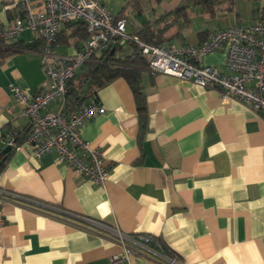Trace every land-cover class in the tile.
<instances>
[{"label": "crops", "instance_id": "crops-1", "mask_svg": "<svg viewBox=\"0 0 264 264\" xmlns=\"http://www.w3.org/2000/svg\"><path fill=\"white\" fill-rule=\"evenodd\" d=\"M98 1L114 15L144 11L141 0L138 10L130 0ZM235 1L251 5V20L244 25L259 19L264 0L218 5L234 11ZM184 2L152 0L153 15L158 5L161 15L188 6ZM16 3L0 0V23L19 13ZM231 11H216L213 17L201 12L200 25L191 18L180 23L169 42L199 44L233 26L215 23ZM156 18L148 20L155 28ZM33 42V34L24 31L3 43L19 48L0 57V129L8 132L6 140L30 126L11 88L32 95L42 89L39 48L26 47ZM78 47L75 41L55 45L62 54ZM224 59L221 48L199 63L226 73ZM141 87L148 112L144 125L123 77L87 100L104 107L80 128L81 137L102 152L109 169L104 184L77 175L53 151L40 157H32L25 146L13 151L0 172V187L16 195L0 200V264H171L162 244L177 264H264L262 120L249 106L222 100L214 89L147 68L141 71ZM47 110L54 111L55 104ZM142 235L156 241L144 243ZM112 256L120 259L111 262Z\"/></svg>", "mask_w": 264, "mask_h": 264}, {"label": "built area", "instance_id": "built-area-1", "mask_svg": "<svg viewBox=\"0 0 264 264\" xmlns=\"http://www.w3.org/2000/svg\"><path fill=\"white\" fill-rule=\"evenodd\" d=\"M16 4L19 13L7 23H0V40L8 42L24 31L31 32L33 39L40 43L38 55L44 73L42 89L37 94L17 86L11 88L30 125L27 138L16 148L27 147L32 157L53 151L57 161L68 164L77 175L97 184L106 182L109 169L101 150L80 135L84 122L103 113L104 107L97 100H91L66 115L63 109L67 82L92 55L113 51L130 40L145 56L151 73L214 89L222 100L249 106L264 123V18L243 26L218 29L196 45L175 42L153 45L132 37L126 29V19L117 18L98 0H17ZM79 21L88 33L86 40L74 53L57 52L53 42L58 31L67 22ZM221 48L225 53L226 73L199 63L201 58ZM51 103L55 104L54 111L47 110ZM1 142L13 146L14 137ZM15 196L0 187V200ZM140 240L156 241L150 235H142ZM169 258L171 264H177L175 258ZM119 259L112 256L111 262Z\"/></svg>", "mask_w": 264, "mask_h": 264}, {"label": "trees", "instance_id": "trees-1", "mask_svg": "<svg viewBox=\"0 0 264 264\" xmlns=\"http://www.w3.org/2000/svg\"><path fill=\"white\" fill-rule=\"evenodd\" d=\"M223 0H194L195 5L202 7V13L209 17H213L216 11H231L232 6L223 7L219 6L220 2ZM131 4L137 10L138 1L130 0ZM218 6V7H217ZM259 19L264 18V6L259 11ZM126 13L122 12L116 15L117 18H125L127 25ZM165 22H160L161 18H168ZM156 28L151 24V22L146 21L140 26L134 27L132 32H129L132 37L153 45H158L162 43L169 42L179 34L180 23H189L190 15L187 12V6L180 5L175 7L170 12H164L159 17L154 20ZM177 26V29L171 33L166 34L167 31L172 27ZM127 29V28H126ZM128 31V30H127ZM88 37L85 25L82 22H67L64 24V28L59 30L56 34L53 45L58 43H70L75 41L76 46H80L81 42L85 41ZM75 38V40H72ZM207 39V38H206ZM34 40V39H33ZM205 40V39H204ZM202 40V41H204ZM4 41L0 40V57L4 58L6 56L12 55L19 51V48H12L3 44ZM130 44L132 50L130 53L121 55L125 45ZM40 43L36 40L27 48H39ZM125 45L116 47L113 52H104L102 54H94L91 58L81 66L78 72L68 80L67 82V92L65 95V104L63 112L69 115L79 107L84 104L91 96H93L97 89L107 84L109 81L116 77H123L129 84L134 99L136 102V107L138 111L139 121L142 125L146 123L148 118L146 97L142 91L141 87V71L147 68V60L143 56L133 40L128 41ZM25 47V48H26ZM8 132L2 131L0 129V140L6 142V135ZM29 129L24 133L21 132L14 136V144L11 149L3 154L2 149L6 146L0 141V172L3 170L6 162L10 158L13 151L17 146L21 145L27 138ZM159 241V240H158ZM162 243V242H160ZM162 249L164 254L168 257L175 258L176 255L169 253L165 250L162 244Z\"/></svg>", "mask_w": 264, "mask_h": 264}, {"label": "rangeland", "instance_id": "rangeland-1", "mask_svg": "<svg viewBox=\"0 0 264 264\" xmlns=\"http://www.w3.org/2000/svg\"><path fill=\"white\" fill-rule=\"evenodd\" d=\"M189 1V3L187 4V12L190 14V18H191V22L195 25L198 26L201 24V20H202V7L199 5H195L193 0H185ZM142 3H144V11L142 14H138L136 12H131V10H129L127 12L126 18H127V28L128 31H132V29L134 27L140 26L142 23L148 21V20H153L154 17H159L160 15V6L158 5L157 7H155L156 9V15H153V6H152V0H141ZM184 2V3H185ZM238 3H236V1L234 2V11L231 12H227L224 13L223 15H221L222 18H219L215 21L216 24H219L220 26H227V25H244L248 22H250L251 20V13L250 11V7L251 5L248 3H241L240 5H237ZM236 9H238L236 11ZM168 18H161L159 19L160 22H165ZM153 23V22H152ZM213 27V26H212ZM172 29L175 28V26L171 27ZM60 51V48H58ZM132 50V46L131 45H125L123 48V52L121 53V55H125L130 53Z\"/></svg>", "mask_w": 264, "mask_h": 264}, {"label": "water", "instance_id": "water-1", "mask_svg": "<svg viewBox=\"0 0 264 264\" xmlns=\"http://www.w3.org/2000/svg\"><path fill=\"white\" fill-rule=\"evenodd\" d=\"M112 52H113V51H112ZM10 149H11V145L8 144V145H6V146L2 149V153L5 154V153H7Z\"/></svg>", "mask_w": 264, "mask_h": 264}]
</instances>
